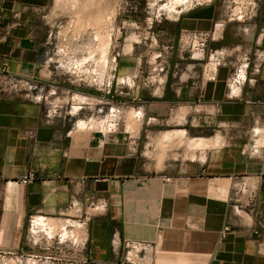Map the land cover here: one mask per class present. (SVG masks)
Instances as JSON below:
<instances>
[{"label":"crops","instance_id":"crops-1","mask_svg":"<svg viewBox=\"0 0 264 264\" xmlns=\"http://www.w3.org/2000/svg\"><path fill=\"white\" fill-rule=\"evenodd\" d=\"M231 1L240 9L221 31L214 5L175 19L167 28L166 64L120 59L114 100L125 104V119H142L137 131L123 123L103 134L75 124L80 114L48 119L44 104L0 95V254L40 251L29 229L35 214L85 221L78 229L67 225L81 240L77 248L64 240L70 261L132 264L124 246L113 245L115 236L153 245L141 264H264V53L257 57L264 50V0L252 10L245 0ZM51 4L0 0L7 26L0 63L13 74L60 88L66 97L94 95L90 86L75 85L47 63L55 26ZM183 32L210 35L211 53L223 58L215 79L180 43ZM241 63H248V78L234 88L231 79ZM84 114L89 115L81 119L88 120L96 113ZM174 130L185 137L168 143L185 141L191 148L188 142L197 137L212 145L189 149L183 158L153 156L150 140L165 144L162 135ZM29 169L37 179L23 184Z\"/></svg>","mask_w":264,"mask_h":264},{"label":"rangeland","instance_id":"rangeland-1","mask_svg":"<svg viewBox=\"0 0 264 264\" xmlns=\"http://www.w3.org/2000/svg\"><path fill=\"white\" fill-rule=\"evenodd\" d=\"M74 1L75 0H52V4L48 9V13L51 17H53L55 22V26L53 29L54 45H57L58 48L63 49L64 54L69 55H66L67 59H70L71 56H74L78 59H84L89 55L87 57L89 61V59L93 57L88 63V65H91V67H94L95 65L102 66L103 62L101 61V59L103 60V53L104 55L108 53L109 59L111 61L110 65L112 67L109 66L110 72L108 71L107 73L108 75L110 74V77L114 78L115 80L118 78V64L121 61L120 59L126 62L138 61L142 66L148 65L151 62H162L166 64L168 59L165 55V50L166 46L169 45L168 43H170L167 28L170 29V26L175 21V19L182 15L183 12L190 10L191 8L214 5L219 11L218 13L220 16L218 18V28L221 31L223 30V28H225L223 27V21L227 18L233 17V13L238 12L240 9L234 8V3L231 0H76L78 5L76 4V1ZM248 1H251L252 4L256 1V9L258 4L262 2V0ZM172 3H174L179 10L178 13L174 11H168L169 5H171ZM226 4H230V6L226 7ZM72 5L75 8L72 7ZM69 6L72 7V9ZM243 9L246 10L245 8ZM105 20L107 23L105 22ZM103 30L104 32H102ZM229 39L227 41H229ZM104 40H108L107 43ZM94 42L96 43L94 44ZM102 44H107V46L103 45L105 46L104 48ZM92 45H95L96 48ZM108 48H110L111 51ZM186 49L189 51L190 48L187 47ZM209 51L211 50L209 48L208 41L205 58L201 61L199 59H195L193 61H200L204 63L208 62ZM157 54H160L159 58L156 57ZM115 56L117 57L116 60L114 58ZM56 58L57 56H55V59ZM63 61H65V59ZM213 67L214 61L212 65H208V68L212 69ZM71 78L75 85L81 84L79 81H74L75 77L71 76ZM91 88L96 92L94 96L100 94V92L95 89V87ZM114 90L115 87H113L112 93L109 95H111L110 100L112 101L113 105H117L118 102L114 100L117 96L116 94H114ZM59 94L60 99H64L65 102L68 100V97H66L67 94L63 92H60ZM94 102L97 103V100L94 99ZM94 106L95 107L92 109V111H95L96 114L93 117L100 118L104 113L108 111V105H106L103 112H98L97 110L98 107H101L103 105L98 104ZM91 113L92 112H90V114ZM85 115L89 114H80L79 119L84 118ZM132 121L133 120L125 119V117H122V124H125L126 122V125L129 126H127L128 128L136 129V127H139L138 121L136 122L135 120L134 123ZM150 142L153 143L150 149H156L155 153H153V156L156 155L157 158H160L162 160L165 157L168 158V156L183 158L188 157V154H190V150L186 146V143L184 141L181 143V141L177 140L175 141V143L173 142L166 144L158 143V141L156 140H150ZM160 145H162L163 147ZM75 223V228L78 229L79 222ZM69 228L74 229V227ZM77 229L69 230V235L66 238H63L61 235V238L64 240H71L72 242L75 241L77 242L76 246H79L81 240L79 237L80 233ZM60 231V228H56L54 230L53 236L58 237V234L61 233ZM46 234L48 233L45 231V229L40 230V228H38L32 236L35 241L43 242L46 238H48ZM49 236L51 237V235ZM50 254L51 256H55L54 253ZM0 264H81V262L77 259L74 261L44 258L42 260H37L34 258L30 259V257L26 255L18 257L7 255L4 257L0 256Z\"/></svg>","mask_w":264,"mask_h":264},{"label":"built area","instance_id":"built-area-1","mask_svg":"<svg viewBox=\"0 0 264 264\" xmlns=\"http://www.w3.org/2000/svg\"><path fill=\"white\" fill-rule=\"evenodd\" d=\"M248 2V8L250 5V8H254L256 5V1L252 4L251 1L245 0ZM249 9V10H252ZM7 32V26L4 24L3 16L0 10V41L4 39V35ZM50 37L52 39V49L50 51V54L47 59V63H53L56 69H62L64 72L69 74L70 76L75 77L74 81H79L81 84H85L90 87H95L100 94L97 96L94 95H83L78 92H70L68 95V100L65 102L64 99H60V92L61 89L56 86H51L46 84L45 82L32 78V77H25L17 74H13L9 71L6 64L0 63V95L5 93H12V94H19V95H25L27 98H29L32 101L39 102L44 104L45 106V116L50 119L52 117H55L56 115H62V114H68L70 117H74L79 114H84L88 110H92L95 106L94 105H103L101 107H98V112H103L104 108L107 106L108 111L102 115V117L97 118L94 117V119L103 120L104 117V123H106V126L104 128H95V130L103 133V134H111L117 132L121 125H122V117L124 114V106L125 104H117L113 105L112 101L110 99H107L105 96L111 94L112 89L114 87L115 79L110 77V74L108 75L109 65H105V69L101 70V72L95 65L94 67L89 66L91 69V72H83L81 69V65L78 61V58L71 56L70 59H73L71 62V67L73 70H70V68H66L62 66V60L69 61L70 59L66 58V54H64V50L58 48L57 45H54L53 43V31L50 33ZM210 35L206 32H183L180 37V43L184 44L188 48H190V55L192 58H196L199 60H203L205 58V52L208 47V41H209ZM264 53V50L260 52L257 57H261V55ZM55 56L57 58L55 59ZM61 56V57H59ZM209 61L206 62L205 68L208 73V79H215V69L217 65H219L222 60H219L213 56V54H208ZM115 60L117 57H114ZM214 61V67L208 68V65H212ZM86 64V63H85ZM165 64V63H164ZM81 66V67H80ZM165 66L162 67L164 69ZM248 70V63H241L234 71V74L231 79V83L233 87H238L242 84H244L248 78L247 74ZM89 71V70H88ZM231 92H235L233 88L231 89ZM94 99L97 100V103L94 102ZM66 103V104H65ZM65 104V106H64ZM95 112V111H94ZM139 113V112H138ZM94 114H92L88 121L91 122ZM139 116V115H138ZM75 124H79V119L74 121ZM93 129V128H91ZM28 136L30 138H35V130H29ZM37 179V173L33 169H29L21 178V182L23 184H29ZM167 180L170 178L167 177ZM46 219L44 216H38L35 214H32L29 218V229L32 235L35 233V229L37 228L36 219L37 218ZM75 222H79L78 225L81 227L83 224H85V221H75L72 220L69 222V224L76 226ZM75 223V224H74ZM46 230V229H45ZM229 230V227L226 226L223 234H225ZM48 238L45 239L43 242H38L40 251L37 253H17V252H9L8 254H0V256H28L30 259H37L42 260L44 259H54V260H66L65 257V245H64V239L61 238V233L58 234V237L55 236H49L46 234ZM37 242V241H36ZM71 243L74 245V248H77L76 244L77 242L71 241ZM113 245L115 247L117 246H124L126 249V260L131 262L132 264H141L142 261H140L139 258L143 259L144 255L147 253L153 251V245L149 243H142V242H136L132 240H127L120 242L115 236L113 237ZM53 251V252H52ZM50 253H54L55 256H51ZM144 254V255H142ZM81 264H89L87 260H80Z\"/></svg>","mask_w":264,"mask_h":264},{"label":"bare ground","instance_id":"bare-ground-1","mask_svg":"<svg viewBox=\"0 0 264 264\" xmlns=\"http://www.w3.org/2000/svg\"><path fill=\"white\" fill-rule=\"evenodd\" d=\"M71 1V0H70ZM76 1V0H75ZM74 1V2H75ZM158 1V0H157ZM170 1H172V0H170ZM64 2H66V1H64ZM73 2V1H72ZM88 2V1H87ZM157 3V2H156ZM76 4H77V1H76ZM76 4H73V5H76ZM89 4V3H88ZM179 4V3H178ZM65 5V4H64ZM72 5V7H74ZM78 5V4H77ZM160 5V4H159ZM88 6V5H87ZM162 6V5H161ZM160 6V7H161ZM70 7V6H69ZM72 7H70L71 9H72ZM75 8V7H74ZM168 11H174V12H179V10L177 9V7L175 6V4L174 3H172L171 5H169V8H168ZM100 13V12H99ZM97 17H99V16H97ZM110 17V16H109ZM80 19V18H79ZM78 19V20H79ZM94 19V18H93ZM94 21V20H93ZM81 22V21H80ZM105 22H106V20H105ZM107 23V22H106ZM94 25V24H93ZM78 26V25H77ZM102 29H103V27H102ZM100 30V29H99ZM100 32V31H99ZM102 32H104V30L102 31ZM96 34V33H95ZM99 34V33H98ZM106 34V33H105ZM106 39V38H105ZM107 39H108V36H107ZM97 40H98V38H97ZM100 40V39H99ZM94 41V40H93ZM92 41V42H93ZM96 41V40H95ZM103 41V40H102ZM104 41H106V43H107V41L108 40H104ZM111 41H112V39H111ZM92 42H91V44H92ZM89 43V42H88ZM96 42H94V44H95ZM102 43V42H101ZM105 43V42H104ZM90 44V43H89ZM87 45V44H86ZM85 45V46H86ZM103 45H105V46H107V44H102V46ZM110 45V44H109ZM108 45V46H109ZM92 46H94L95 47V45H92ZM97 46V45H96ZM105 46H103L104 48H105ZM88 47V46H87ZM90 47V46H89ZM96 48V47H95ZM90 49V48H89ZM89 49H88V51H89ZM108 49H110V48H108ZM95 50V49H94ZM68 51V50H67ZM110 51H111V49H110ZM66 52V51H65ZM71 52V51H70ZM92 52H94V51H92ZM92 52H91V54H92ZM89 53V52H88ZM98 53V52H97ZM90 54V55H91ZM96 54V53H95ZM110 54V53H109ZM67 55V54H66ZM98 55V54H97ZM111 55V54H110ZM67 56H69V55H67ZM89 56V55H88ZM87 56V57H88ZM94 56V55H93ZM87 57H85L84 59H78V61H79V63H80V65L82 66H80L81 67V69H82V71L84 72H91V69L89 68V66L87 65V63H89L90 62V60L93 58H91V59H89V61H88V59H87ZM103 60L101 59V61L103 62V65L102 66H99V65H97V68L98 69H96V70H99L100 72H101V70H103V69H105V65L107 64V65H109V66H111L110 65V59H109V56H108V53L106 54V55H104V53H103ZM99 60V59H98ZM73 61V59H70L69 61H63L62 60V66H64V67H66V68H70V70H73V68L70 66L71 65V62ZM86 63V64H85ZM92 63V62H91ZM90 63V64H91ZM98 63V62H97ZM96 64V63H95ZM112 67V66H111ZM89 70V71H88ZM110 70V69H109ZM108 70V71H109ZM110 72V71H109ZM133 78V77H132ZM131 78V79H132ZM235 91V90H234ZM187 110V109H186ZM179 111V110H178ZM132 112V111H131ZM183 113H184V111H183ZM134 114V113H133ZM174 115V114H173ZM131 117H132V114L130 115ZM130 116H128L129 118H131ZM129 118H127V119H129ZM133 118H135V117H133ZM136 119H137V117H136ZM135 119V120H136ZM141 119V118H140ZM140 119H138V120H136V121H139ZM133 121V123H134V119H132ZM142 120V119H141ZM104 117H103V120L101 119V120H99V119H94V117L92 118V121L91 122H89L87 119L85 120V119H80L79 120V127H86V128H93V129H95V128H104L105 126H106V123H104ZM128 121V120H127ZM177 121V120H176ZM179 121V120H178ZM131 122V121H130ZM126 123V122H125ZM128 123H129V121H128ZM140 123V122H139ZM141 123H142V121H141ZM140 123V124H141ZM130 124V123H129ZM140 124H139V126H140ZM128 126V125H127ZM138 126V125H137ZM129 127V126H128ZM136 127V126H135ZM138 128H140V127H138ZM138 128H136V131H137V129ZM135 130V129H134ZM180 130V129H179ZM130 131H132V129L130 130ZM136 131H135V133H136ZM133 132V131H132ZM138 133V132H137ZM164 132H162V134H163ZM163 137H161L162 138V142H172L175 138H179L180 140H183L184 139V137H185V135H184V131H173V132H167V133H165L164 135H162ZM193 138V137H192ZM197 138V137H196ZM196 138H194L192 141H189L188 142V144H189V146L191 147V148H189V149H199V148H205L206 146L208 147V145L209 144H211L209 141H207V140H205V139H196ZM159 139V138H158ZM177 141V140H176ZM158 142H159V140H158ZM183 142V141H182ZM181 142V143H182ZM185 142V141H184ZM213 142V141H212ZM159 143H161V142H159ZM175 143V142H174ZM177 143V142H176ZM162 144V143H161ZM166 144V143H165ZM212 145V144H211ZM160 146H162V145H160ZM175 146H177V145H175ZM210 146V145H209ZM163 147V146H162ZM206 147V148H207ZM164 149V148H163ZM170 149V148H169ZM168 149V150H169ZM167 150V149H166ZM202 150V149H201ZM193 151V150H192ZM203 151H205L204 149H203ZM166 152V151H165ZM205 153V152H204ZM161 154V153H160ZM203 155V154H202ZM191 156L192 157H194L195 156V153H192L191 154ZM158 157H160V156H158ZM195 157H197V156H195ZM162 162V161H161ZM164 163V162H163ZM162 163V164H163ZM64 221H62V222H60V221H57V220H55V219H47V220H45V219H42V218H37L36 219V224H37V228L35 229V232L37 231V229L38 228H40V230H42V229H46L45 231L49 234V235H51V236H53L54 235V230L56 229V228H60V232H61V234H62V237L63 238H66L69 234V229H68V227H67V225L69 224V221H65L64 223H63Z\"/></svg>","mask_w":264,"mask_h":264}]
</instances>
